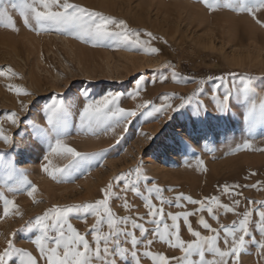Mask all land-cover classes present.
Here are the masks:
<instances>
[{
    "label": "rangeland",
    "instance_id": "rangeland-1",
    "mask_svg": "<svg viewBox=\"0 0 264 264\" xmlns=\"http://www.w3.org/2000/svg\"><path fill=\"white\" fill-rule=\"evenodd\" d=\"M71 2L126 20L130 28L141 31L144 40L149 39L144 32L153 33L157 39L151 40L150 46L160 52L152 54L116 45L93 46L58 31L31 30L15 11L11 14L18 31L0 25V71L5 73L0 75V124L13 141L5 144L0 140V160L12 165L10 169L0 165V192L16 205L4 215L0 199V250L12 239L16 247L38 257L33 242L39 235L35 217L53 206L101 199V189L114 176L126 173L138 163L142 172L152 178L151 182L165 189L162 195L166 199L179 193L197 200L217 196L222 204L230 206L234 199H239L236 213L241 214L246 208L257 207L249 201L264 200V121L250 125L244 120V107L240 105L221 114L212 96L219 84L217 78L224 75L231 81L229 73L235 74L237 84L241 78L250 79L257 93L264 95V24L247 12L225 7L209 11L201 0ZM256 16L264 21V9L257 11ZM172 69L176 78L172 77ZM16 88L21 91L17 93ZM25 91L30 95H25ZM137 91L139 94L135 95ZM108 92L122 94L120 107L137 109L127 131L123 123L107 132L81 130L79 112L86 98L98 99ZM165 95L169 96L168 101L164 100ZM187 97L192 98L191 103L177 112L167 109L153 117L143 114L145 101L150 102V111L161 104L176 107L181 98ZM21 101L26 107L22 108ZM61 101L67 111L64 142L82 153L105 152L102 159H94L90 167L73 172L64 180L53 179L43 167L63 168L70 158L50 153L47 141L36 135L37 126L49 127L48 106ZM197 101L207 109L199 116L195 114ZM13 112L17 114V125L7 119ZM245 142L251 147L243 148ZM257 181L261 182L259 190L243 187ZM30 185L36 187L32 196L28 195ZM224 185L230 186L229 192H224ZM233 185L242 187L233 190ZM237 191L242 196H236ZM128 200L135 206L130 211L121 206V200H111L110 206L118 216L146 212L140 198L129 193ZM154 202L159 205V201ZM181 203L185 206L165 204V212L198 207ZM236 213L221 210L219 223L207 211L202 214L213 228H219L220 224L230 225L242 218ZM198 215L189 218L193 229L209 235L198 224ZM252 218H258L255 212ZM69 222L85 233L95 223V217L89 215L85 221L82 214L73 213ZM180 225L182 238L193 239L182 221ZM104 230L107 231L106 226ZM136 234L139 236L138 231ZM222 237L221 233L219 246L224 248ZM256 239H260L258 233ZM144 250L141 245L140 251ZM150 250L181 255L178 249L159 241ZM258 251L249 244L239 258L240 264H264ZM141 261L152 264L149 258L141 257Z\"/></svg>",
    "mask_w": 264,
    "mask_h": 264
},
{
    "label": "snow or ice",
    "instance_id": "snow-or-ice-1",
    "mask_svg": "<svg viewBox=\"0 0 264 264\" xmlns=\"http://www.w3.org/2000/svg\"><path fill=\"white\" fill-rule=\"evenodd\" d=\"M209 11H215L225 7L235 12H247L258 23L264 24L257 18V11L264 9V0H201ZM18 12L25 27L31 30L58 31L61 34L77 38L93 46H122L136 51H148L152 54L160 52V49L151 47V40L157 39L151 32H144L149 37L142 39L140 30L129 27L124 19L105 15L71 0H0V25L18 31L15 18L11 14ZM166 43V41H165ZM171 69V64L168 65ZM5 73L0 71V75ZM172 77L176 78V72L172 69ZM231 81L224 75L217 79L219 84L213 89L212 99L216 110L225 114L233 105L244 107L243 118L250 125L258 120L264 121V95L257 93L250 79L241 78L239 84L235 82V74L229 73ZM162 79H167L163 77ZM190 82V81H185ZM204 83V81H201ZM140 81H137L139 89ZM10 90L12 86H9ZM221 89L223 91L221 92ZM19 93L21 89H14ZM25 95L30 93L24 92ZM139 91L135 93L138 95ZM121 93L108 92L98 99L86 98L79 112L81 130L95 133L97 131L114 130L123 123L125 131L131 122V118L137 116V109H125L120 107ZM174 95V94H173ZM191 97L181 98V104L173 107L171 104H161L153 107L150 111V102L145 101L142 105L148 117L159 114L167 109L173 112L179 111L186 103H191ZM168 101L169 96L165 95ZM22 108L26 107L21 101ZM139 107V106H138ZM207 109L197 101L195 114ZM12 124H18L17 114L11 113L7 117ZM47 123L49 127H36V135L47 141L50 153L57 156L70 158L63 168L49 169L47 165L43 171L53 179L64 180L73 172L82 168L90 167L94 159H102L105 152L82 153L64 142L67 135V111L63 102L53 103L48 106ZM0 140L5 144L12 143V139L5 133L0 124ZM243 148L251 145L245 142ZM47 160V156H45ZM202 164L203 161H200ZM0 165L6 169L12 167L10 162L0 160ZM255 175V173H251ZM134 177V178H133ZM152 178L141 170L138 163L135 168L126 173H119L113 177L107 186L101 189L102 198L91 203L76 204L71 206H53L42 216L35 217V227L39 229L34 244L38 249L39 256L33 255L25 248L15 246L12 239L7 240L6 246L0 250V264H142L141 257L149 258L152 264H240L239 258L247 252L249 244L257 247L258 255L264 257V200L249 201L256 205L254 208H246L243 213H236L241 200L234 199L232 205L222 204L217 196L204 197L202 200L194 199L190 195L179 193L173 198L166 199L161 188ZM261 182L244 185L259 190ZM122 185V187H121ZM29 196L36 191L34 185H30ZM242 187L233 185V190ZM119 188V191L116 189ZM230 186L224 185L225 193L229 192ZM16 191L18 189H10ZM172 191L171 188L166 189ZM140 198L146 212L141 215L118 216L110 206L113 199L121 200L122 207L130 211L134 205L129 203L128 194ZM236 196H242L241 192H235ZM3 200V214L8 215L10 208H16L13 200L8 199L0 192ZM159 201V205L154 202ZM181 201L198 207L189 211L165 212L164 205L184 207ZM207 202V203H206ZM232 212L242 218L233 221L232 224H220L219 228H213L202 214L207 211L213 219L219 223L220 211ZM258 218L253 220V213ZM82 214L83 217L91 215L95 217V223L87 232L81 233L69 222L70 214ZM197 222L209 235H202L193 229L190 217L197 215ZM170 221V223H169ZM186 226L188 233L193 237L191 240L182 238L180 222ZM31 223V222H29ZM151 225L152 227H146ZM107 228V231L104 228ZM137 231L139 236H137ZM223 234L224 248L219 246ZM256 233L260 239H256ZM89 235L91 239H89ZM149 236L152 238L150 239ZM159 241L169 248L178 249L180 256L168 255L163 251H151V246ZM130 245V246H125ZM143 245L144 251H140ZM211 255V259L207 258ZM195 257V258H194Z\"/></svg>",
    "mask_w": 264,
    "mask_h": 264
},
{
    "label": "bare ground",
    "instance_id": "bare-ground-1",
    "mask_svg": "<svg viewBox=\"0 0 264 264\" xmlns=\"http://www.w3.org/2000/svg\"><path fill=\"white\" fill-rule=\"evenodd\" d=\"M200 135V134H199ZM202 135V134H201ZM200 137V136H199Z\"/></svg>",
    "mask_w": 264,
    "mask_h": 264
}]
</instances>
